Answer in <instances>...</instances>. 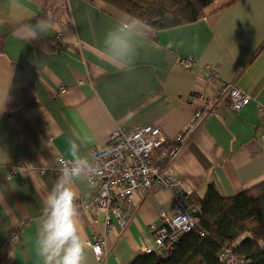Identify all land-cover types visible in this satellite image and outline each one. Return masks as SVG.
Returning <instances> with one entry per match:
<instances>
[{
  "label": "crops",
  "instance_id": "crops-1",
  "mask_svg": "<svg viewBox=\"0 0 264 264\" xmlns=\"http://www.w3.org/2000/svg\"><path fill=\"white\" fill-rule=\"evenodd\" d=\"M226 1L175 28L154 31L140 22L139 34L130 36L135 54L114 65L105 37L132 18L101 0H0V264H44L37 233L59 177L26 168L13 174V166L55 167L59 157L89 165L91 150L104 148L119 127H157L167 148L202 108L203 97L214 98L222 84L238 88L250 102L239 111L225 99L214 103L170 170L200 197L210 183L229 198L264 181L258 113L264 107V0ZM45 19L52 24L47 32L23 38ZM189 56L196 66L181 68L179 60ZM206 67L217 79H209ZM68 186L78 192L85 264H130L153 246L150 225H160L162 212H173L169 190L134 193L128 223L120 227L112 219L99 263L90 244L103 233L105 215L83 204L93 191L84 177H72Z\"/></svg>",
  "mask_w": 264,
  "mask_h": 264
},
{
  "label": "built area",
  "instance_id": "built-area-1",
  "mask_svg": "<svg viewBox=\"0 0 264 264\" xmlns=\"http://www.w3.org/2000/svg\"><path fill=\"white\" fill-rule=\"evenodd\" d=\"M179 65L188 70L195 67L196 63L189 56L180 59ZM205 71L210 80L217 79V73L212 67H206ZM223 99L234 111H239L251 100L250 96L238 88L222 84L214 98L203 97L202 108L196 110L187 128L174 138L173 145L161 151V157L156 161L153 160L155 151L164 145L166 138L159 128L150 125L133 126L130 129L116 128L104 148L91 150L90 164L84 167L80 176L93 186L91 197L83 204L105 215L103 233L90 244L99 263H102L106 256V235L112 226V219L120 227L127 225L129 220L127 207L132 195L140 190L156 186L173 194L172 214L162 212L160 225H150L153 246L144 248L143 253L161 254L183 234L197 230L194 214L198 206L191 198L193 192L183 179L173 176L170 164L185 143L188 134L207 117L212 105ZM258 113L264 127V107L260 106ZM73 164L74 162L62 157L57 159L55 167H33L25 161H20L12 167L11 172L20 173L26 168L38 175L50 173L60 176L62 166L70 168ZM243 237L233 245H225L218 254L219 261L225 264H248L243 256L233 252ZM97 248L99 251H96Z\"/></svg>",
  "mask_w": 264,
  "mask_h": 264
},
{
  "label": "trees",
  "instance_id": "trees-1",
  "mask_svg": "<svg viewBox=\"0 0 264 264\" xmlns=\"http://www.w3.org/2000/svg\"><path fill=\"white\" fill-rule=\"evenodd\" d=\"M101 1L154 31H162L202 19L215 0ZM165 147L156 150L158 155ZM155 154L154 161L159 159ZM191 198L198 206L194 217L203 235L197 230L185 233L161 254L143 253L130 264H225L218 259L220 250L242 236L234 254L243 256L248 264H264V181L229 198L210 183L202 197L192 194Z\"/></svg>",
  "mask_w": 264,
  "mask_h": 264
},
{
  "label": "clouds",
  "instance_id": "clouds-1",
  "mask_svg": "<svg viewBox=\"0 0 264 264\" xmlns=\"http://www.w3.org/2000/svg\"><path fill=\"white\" fill-rule=\"evenodd\" d=\"M139 21L132 18L129 22H120L115 31H110L104 40L105 54L110 61L124 62L135 54L130 43L132 34H139L136 28ZM47 19L37 21L30 26L31 32L23 38H35L37 31L47 32L51 27ZM126 34L129 38L121 35ZM78 151L74 141L70 142V152ZM88 162L76 160L72 167L62 166L61 175L48 193L43 208L42 229L37 233V253L44 264H85L86 241L81 237L78 227V209L75 201L78 192L68 186L72 177H78ZM96 251H99L97 248Z\"/></svg>",
  "mask_w": 264,
  "mask_h": 264
},
{
  "label": "rangeland",
  "instance_id": "rangeland-1",
  "mask_svg": "<svg viewBox=\"0 0 264 264\" xmlns=\"http://www.w3.org/2000/svg\"><path fill=\"white\" fill-rule=\"evenodd\" d=\"M223 0H216L212 5H211V7H213V6H216V5H218L220 2H222Z\"/></svg>",
  "mask_w": 264,
  "mask_h": 264
}]
</instances>
